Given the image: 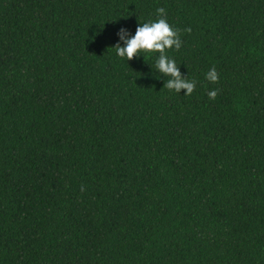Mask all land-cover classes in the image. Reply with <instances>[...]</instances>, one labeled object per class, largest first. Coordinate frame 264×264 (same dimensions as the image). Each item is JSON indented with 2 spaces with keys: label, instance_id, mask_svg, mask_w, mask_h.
Listing matches in <instances>:
<instances>
[{
  "label": "trees",
  "instance_id": "1",
  "mask_svg": "<svg viewBox=\"0 0 264 264\" xmlns=\"http://www.w3.org/2000/svg\"><path fill=\"white\" fill-rule=\"evenodd\" d=\"M0 264H264V0H0Z\"/></svg>",
  "mask_w": 264,
  "mask_h": 264
},
{
  "label": "clouds",
  "instance_id": "2",
  "mask_svg": "<svg viewBox=\"0 0 264 264\" xmlns=\"http://www.w3.org/2000/svg\"><path fill=\"white\" fill-rule=\"evenodd\" d=\"M164 9L158 10V18L155 21L143 23L137 27L134 35L129 33L127 29H121L118 33L119 40L114 48L116 54L121 59L131 61L151 53H159L156 58V70L163 77H167L164 88L181 94L182 90H186V95H191L197 87L195 80H190L181 75L180 67L176 60L168 56V51L181 48V38L176 29H174L166 18ZM206 79L212 83L218 81V73L212 69L206 74ZM218 92L212 90L208 93L210 99H215Z\"/></svg>",
  "mask_w": 264,
  "mask_h": 264
}]
</instances>
